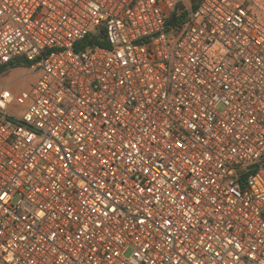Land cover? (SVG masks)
Segmentation results:
<instances>
[{
	"label": "built area",
	"instance_id": "2783aa9c",
	"mask_svg": "<svg viewBox=\"0 0 264 264\" xmlns=\"http://www.w3.org/2000/svg\"><path fill=\"white\" fill-rule=\"evenodd\" d=\"M253 6L0 0V264H264Z\"/></svg>",
	"mask_w": 264,
	"mask_h": 264
},
{
	"label": "rangeland",
	"instance_id": "374dc122",
	"mask_svg": "<svg viewBox=\"0 0 264 264\" xmlns=\"http://www.w3.org/2000/svg\"><path fill=\"white\" fill-rule=\"evenodd\" d=\"M255 17L264 22V12L253 6ZM26 65V64H25ZM36 80V75L32 74L27 66H19L7 69L0 76V84L12 87L14 91L29 88ZM9 111L18 115L22 114V109L9 108Z\"/></svg>",
	"mask_w": 264,
	"mask_h": 264
},
{
	"label": "trees",
	"instance_id": "16d2710c",
	"mask_svg": "<svg viewBox=\"0 0 264 264\" xmlns=\"http://www.w3.org/2000/svg\"><path fill=\"white\" fill-rule=\"evenodd\" d=\"M201 0H190L192 7L196 8L198 4L200 3ZM179 8L177 7L174 9L173 12H171V16L169 18L168 24L172 25L177 22ZM96 46H101V47H108L109 44L106 42L104 39V34L103 32L101 33H92L88 35L84 40L79 42L77 44V49H83L86 47L94 48ZM26 63L22 59H16L14 62L9 63L8 65H5L3 67H0V76L9 68H14L18 66H27L25 65Z\"/></svg>",
	"mask_w": 264,
	"mask_h": 264
},
{
	"label": "crops",
	"instance_id": "0c3cea01",
	"mask_svg": "<svg viewBox=\"0 0 264 264\" xmlns=\"http://www.w3.org/2000/svg\"><path fill=\"white\" fill-rule=\"evenodd\" d=\"M243 1V0H242ZM257 2L258 3H261V4H263L264 5V0H257ZM261 11H263L264 12V9H261ZM12 88V87H11Z\"/></svg>",
	"mask_w": 264,
	"mask_h": 264
}]
</instances>
